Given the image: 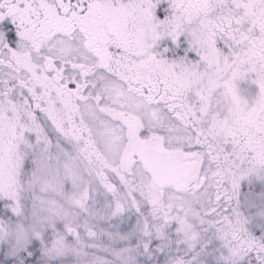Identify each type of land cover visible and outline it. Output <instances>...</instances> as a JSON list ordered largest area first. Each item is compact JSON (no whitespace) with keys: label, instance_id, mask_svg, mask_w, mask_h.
I'll list each match as a JSON object with an SVG mask.
<instances>
[{"label":"snow or ice","instance_id":"6c2138e0","mask_svg":"<svg viewBox=\"0 0 264 264\" xmlns=\"http://www.w3.org/2000/svg\"><path fill=\"white\" fill-rule=\"evenodd\" d=\"M0 264H264V0H0Z\"/></svg>","mask_w":264,"mask_h":264}]
</instances>
